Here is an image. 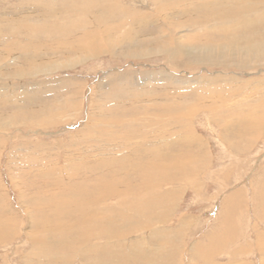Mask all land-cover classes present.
<instances>
[{
    "label": "bare ground",
    "instance_id": "bare-ground-1",
    "mask_svg": "<svg viewBox=\"0 0 264 264\" xmlns=\"http://www.w3.org/2000/svg\"><path fill=\"white\" fill-rule=\"evenodd\" d=\"M124 1L0 0V97L2 94L10 95L4 101L0 99V105L13 107L11 113L0 115V134L11 133L12 127H16L20 134L22 127L26 131L30 128H47L76 118L80 108L75 98L77 95L68 94L70 97H65L66 101L60 105L42 107L37 102L35 107L28 106L35 101L33 96H38L36 94L39 93L40 85L35 80L41 77L50 78L49 75L53 77L57 72H67L88 61L115 55L130 60L163 57L169 67L175 68L173 72L166 68L160 72H133L128 77L125 75L127 78L117 76L115 85L124 91L135 90L134 95H128L131 101L121 104L112 97L115 91L111 90V82L104 83L106 78L98 81L104 92H98L99 98L91 106L78 132L80 142L74 144L72 154L69 152L71 155L65 157V165L59 168V160L54 161L53 158L38 161L44 177H57L56 181L43 182L42 188L47 189L49 197L21 194V199L29 206L44 205L49 210L63 208L64 211L54 210V215L61 221L69 219L65 215L77 214L73 218L75 222L69 225L63 220L58 225H54V222L49 225V215L45 216L46 221L35 220L34 217L33 229L30 227L32 234L28 236L34 251L27 255L24 263L175 264L174 245L181 240L172 239V236H182H179V232L167 233V227L163 226L164 219L168 218L171 208L181 198L182 195H178L182 194L184 188L191 186L200 189L197 178L214 162L206 153L204 156L198 154L203 142L196 129H192V123L199 122V113L203 112L206 121L211 120L213 125L221 129L223 133L218 136L219 143L226 142L228 148L239 154L247 151V148L239 147L238 144H242L240 141L244 142L248 137H252L249 140L252 143L258 142L256 139H264V94L251 97L253 100L242 94L250 86V92H263L264 88L255 89L258 84H263V78L255 80L256 84L253 85V79L247 80L245 84L241 80L242 76L236 77L237 73L264 67V0ZM136 4L153 7V11L142 13L143 6L139 9ZM146 29L158 33L151 35L150 31L145 32ZM155 40H160L157 42L160 44L154 45ZM189 40H192L191 43ZM194 66L206 70L218 68L221 73L218 71L220 76L207 79L179 73L180 68H197ZM230 71H236V75H230ZM157 76L180 85L177 87L181 94L194 92L200 99L192 102L177 100L176 96L172 102L157 99L150 89L157 81ZM247 78L250 77L247 75ZM12 80H26L27 83L16 87ZM224 82L227 84H222ZM62 84L67 86L69 82H60L58 87L61 88ZM19 90L21 96L14 100ZM162 90L164 93L161 96L164 95V98L167 95L165 92H173ZM202 91L211 95L212 99L202 95ZM240 96L243 98L236 100ZM233 100L236 103H232ZM69 111L74 114L65 117ZM22 130L24 132L25 129ZM176 142L183 146L182 150L186 153L179 157L169 156ZM197 144H200L199 152H191V149L197 150ZM22 145L19 142L15 146L11 145L14 148L9 150L7 168L15 160L13 166L21 169L17 163L18 155L14 154L23 151ZM38 146L41 147L40 144ZM244 146L247 147L246 144ZM131 160L140 173L137 187L127 186L128 182L122 176H115L114 184L109 187L102 185L107 172L99 176V180L92 177L106 169L122 175L128 162L132 166ZM74 173L85 175L86 185L78 181L79 175L74 180ZM33 183H30L33 185L30 188L35 190ZM88 183L96 185V188H88ZM1 201L0 215L6 219L7 214L13 212ZM260 216L264 220V212ZM3 219L0 221V244L11 240L17 231L10 230V220L5 222ZM143 231H146L147 237L141 236ZM137 234L140 236L137 237ZM158 237L161 238L159 241ZM213 239L203 248L193 245L198 250L199 259L212 261L208 264H215L211 255L207 256L209 252L206 250V247L213 249L217 244L213 243Z\"/></svg>",
    "mask_w": 264,
    "mask_h": 264
},
{
    "label": "rangeland",
    "instance_id": "rangeland-1",
    "mask_svg": "<svg viewBox=\"0 0 264 264\" xmlns=\"http://www.w3.org/2000/svg\"><path fill=\"white\" fill-rule=\"evenodd\" d=\"M130 1H133V0H129V1L125 0L124 2L130 3ZM142 1L143 0H141V2ZM136 7L139 9L140 7H142L141 8L143 10L142 13H150L151 11H153V7H147L143 4H136ZM149 31L150 29L145 30V32H149ZM157 33L158 32H153V30L150 31L151 35H155ZM183 34L185 35L186 33H183ZM155 41L156 42L154 45L160 44V43H157L160 40H155ZM191 41L192 40H189L188 42L191 43ZM111 58L115 59L116 61L114 60L115 61L114 62ZM111 58L108 56H105L100 59H96L94 61H88L89 63L88 62L85 63L87 65L83 64L80 67H77L75 69H69L67 70V72L66 71L59 72V73L57 72L53 75V77L52 75H49L51 76L50 78L48 76H45L37 80L34 79L35 83L38 86L40 85L38 89L39 93L36 94L38 96H33L35 101L30 102L28 106L35 107L38 105L37 102H39V106H42V107H45V106L50 107L51 105H60L61 103L66 101L65 100L66 98L77 95V97L75 98L78 101L81 109L78 107V111L76 113L75 119H72V121L66 120L63 123H59L57 125L47 126L48 129L46 127H42L38 129L30 128L28 131H26L27 129L22 127V129H25V130L23 132V130L21 129L20 134L17 131L16 127H12L10 129L11 133L9 132L6 134V132H1L0 134V199L3 201V203L5 202V204L8 205V207L12 209V212L14 214L13 213L7 214L8 217H6V219L4 218V216L0 215V218H1L0 221H2L3 218L5 222L6 221L8 222V220H10L8 223L10 230H14V231L17 230V231H16V234H14V237L11 238V240L9 239L6 242L0 244V264H27V263H24L26 262L25 258L30 252L34 251V247L32 244H30L31 240L28 237L30 234H32L31 231L34 226V217H35V220L46 221L47 219L45 218V216L47 217L49 215L48 216L50 218L48 220L50 223L49 225H51V223L53 222H54V225H58L57 223H60L63 220H64L63 222H66V224L68 223L69 225L71 224V222H75L74 219L76 218L77 214H74V215L72 214L71 216L65 215L69 219L64 218L61 221L59 218H57L54 215L55 214L54 210L61 211L62 209L64 211L63 208L58 207V209L52 208V210H49V209H46L44 205L40 206V205L34 204V205L29 206L28 204H25L24 203L25 201L21 199V194L23 193L26 195L28 193L30 194L29 197H32L31 196L32 194L33 195L35 194V196L38 194V195L49 197V193L47 189L44 187L42 188L43 182H49L48 180L56 181L57 177H53V178L44 177V174L42 173L41 165L40 163L38 164V161H41L42 159L46 161L49 158H53L54 161L59 160L60 162L58 166L59 168H62L65 165L67 155H69L70 153L72 154L73 145L74 144L78 145L80 142V139L78 138L79 137L78 132L81 131L84 125L83 122L88 116L87 114L90 112L91 106L99 98L100 92L102 91L104 92V90L101 91V87H100L101 85L99 82L103 81L104 78H106V80H104V83L111 82L110 84L113 85L111 87V90L114 89L115 91L113 92L112 97L115 99L116 102L121 104L123 103V101H126V102L129 100L131 101L129 96L134 95L135 90H125L124 91L119 85H115V83L118 82V81H115V80H118L117 76L119 77L124 76V78H127L128 76L132 75L133 72H140V73L141 72L142 73L154 72V71L160 72L166 68H168L166 70L173 72V69H175V68L169 67L168 64H166L167 63L166 59L163 57H151L148 59L143 58V60H130V59H127V57L125 56L115 55V56H111ZM132 63L135 65H133ZM194 67H197V66H194ZM176 70H177V67H176ZM179 70H181L179 73H181L182 75H187L190 77L196 76L198 78L201 76L207 79V78H214L215 76H220L218 74V71H219L218 68H211V69L207 68L206 70V68L204 67L202 68L197 67V68H192V69H187V70L180 68ZM230 72H231L230 75H232L233 73L234 74L232 76L236 75L235 73L236 71H230ZM219 73L221 72L219 71ZM252 73H254L255 75ZM109 75L111 76V79H109L110 77ZM112 75H113V78H112ZM114 75H116V78ZM125 75H127V77ZM247 75L250 78H247ZM236 77L241 78V80L243 79L245 81V84L248 83L247 80L253 79L254 81L251 80L254 83L253 85L256 84L255 80L257 79L259 80V78L262 77L263 84L261 83L258 84L255 87V89L260 90L264 88V67L256 69V70L253 69L247 73L246 72L245 73L242 72L239 74L237 73ZM69 78L70 79L73 78L71 81H75V82H73L72 84L71 81H69L70 80ZM62 79L63 80L65 79V80L63 81ZM156 80L157 81L155 82V84L150 87V89L152 88L151 94L152 95L156 94L154 96L157 99H161V101L167 100L168 102H172L175 96L177 100L185 99L188 102L190 101L192 102V101H196V99L197 100L200 99V97L199 98L197 97L198 95L195 96L196 93L194 92H184V94H181V92L178 91L179 90L178 87L180 85L173 84L172 81L170 80H169L170 82L169 81L167 82L165 78L163 80L161 76H157ZM67 81L69 82L67 86L62 84L65 87L64 86L62 87L61 85V88H59L60 82L63 83ZM163 81H165V83H163ZM12 82H13V85H16V87H19V85L21 87L23 84L27 83L26 80L25 81L23 80L13 81L12 80ZM222 84L226 85L227 82H224ZM68 85L70 87H68ZM69 88L72 90L70 91ZM162 89L172 90L173 92H165L167 93V95L164 98V95L161 96L162 95L161 93H164ZM250 91H251V86L249 87V89H245L242 91V94L249 96L250 100H253V98H256V95L264 94V91L263 92H254V91L250 92ZM175 92H180V93L176 94ZM203 92L204 91H202V95L205 94ZM19 93L18 91H16L15 94L18 97H16V99L14 100L19 99V97L21 96L20 90H19ZM125 93L127 94L125 95ZM205 95L208 99L211 96V95L210 96L207 95V93ZM9 96H4V94H2L0 99L4 101L5 99H8ZM122 97L124 98L123 100H122ZM242 98L243 97L240 96L236 100H241ZM236 100H233L232 103L233 102L236 103ZM11 108L13 107L4 106L3 104H1L0 105V115H7L11 113ZM73 114H71V112L69 111L68 114L65 115V117L72 116ZM199 117H198L199 122L192 123V129L194 131L196 129V131L198 132V136L202 137L203 143H202V146H200V144H197L198 145L197 150L191 149L192 150L191 152L194 151L195 153H198L199 152L198 148L200 146L201 150L198 154H201L204 156V153H206V155H208L209 158L214 160V162L212 163V165L210 164V167L207 170H203L200 176L197 178V182L200 185V189L199 187L193 189V187L191 186L184 188V191L182 192V194L178 195L179 197L182 195L181 198H178V202L174 205L173 208H171L172 211L169 213L170 216L168 214V218L164 219L165 223L163 224L165 225L163 226L167 227L168 229L167 233H171L170 231L179 232V236H182V237L172 236V239L181 240L180 243H177V245L176 244L174 245L175 261L174 259L173 261L175 264L176 263L178 264L212 263V261L208 259L202 260L201 257L199 259L197 255L198 253L197 248H203L207 246V244H210L212 242L211 241L212 238H214L213 243L215 244L217 243L215 247L213 249L206 247L207 252H209L207 256L209 257L211 255L210 258L213 259V263L215 264H243V263L244 264L246 263L247 264H264V220L260 216V214L264 212L263 210L264 208V139L263 140L256 139L258 142L254 141V143H252L249 141V140H252V137L251 138L248 137L244 142L240 141L242 144H238L239 147L247 148V151L239 154L236 151H233L232 149L228 148L229 145L226 142L225 144L219 143L220 141H219L218 136L223 132L220 131L221 129H219L217 125L216 126L213 125L211 120L206 121L205 119L206 117L203 116V112L199 113ZM209 122L211 124H209ZM19 135L21 139H18ZM18 142L20 144H23L22 146L24 149H27V150L23 149V151L19 150L17 151V153L19 152L18 154L17 153L14 154V156L18 155L17 163L20 164L19 168L21 169H18L17 167L13 166L16 163L15 160L10 165V168H7L8 159L10 157L9 150L13 149L15 144ZM38 143L41 145V147L38 146L39 145ZM12 144L14 146H11ZM175 144H177V142ZM245 144L247 147L244 146ZM250 144L252 145L250 146ZM67 145H68V148H67ZM28 148H30V150ZM50 148H51V151H49ZM182 149H183V146L181 144H177L174 148H172L169 156L172 155L173 157H179L180 155L185 154L186 152ZM206 149H209V150H206ZM236 155H239V156H236ZM24 156L26 157L23 163ZM13 158L15 159V157ZM131 162H132V166H130L129 165L130 162H128L126 168H124L122 172L120 171L122 175L117 174L119 173L117 171L112 172L113 173L112 174L111 171L106 169V170L98 171L97 173H95L96 175L93 174L92 177L95 179H98L99 176L105 175V174L103 175L104 172H107L106 173L107 178L105 177L106 180L103 181L102 185H107V187H109L110 184L112 183L114 184L115 179H116L115 176H119V177L122 176L121 178L125 179L128 182L127 186L134 185V187H137L136 185L138 184V180H139L138 178H139L140 173L138 172L137 170L138 168L135 166L134 161L131 160ZM91 163L93 164V162ZM21 165H23V167ZM25 165H28V166L26 167ZM78 175L80 178L82 176L83 177L80 179L78 178ZM97 175L98 177L96 178L95 176ZM73 176L76 177V178L73 177L74 180L75 179L77 180L78 178L79 182L80 180L82 181V185H86L87 182H86L85 175L80 176V174L74 173ZM103 179L104 178L102 177V180ZM33 181L35 182V185H36V186L34 185L35 190L30 188V186L33 187V185H31V184H34ZM40 186L42 190L41 188H37ZM88 186H90L88 188L92 189L91 187L94 188L96 185L88 183ZM26 189H29V191H27ZM109 203L111 204V202ZM113 203H115L114 200H113ZM14 215H15V218H14ZM11 219H13V221ZM79 220H81V217ZM222 221H224L225 223ZM220 224H221V227H219ZM178 227L179 229H177ZM182 231L184 233H182ZM145 233L146 231H143L141 233V236L147 237V234ZM214 233H216V235ZM138 236H140V234H137V237ZM257 238L260 240H258ZM159 239L161 238L158 237L157 241H159ZM193 245L196 246L197 248L194 247ZM36 247L38 248V246ZM213 253L214 254L216 253V254L214 255ZM176 260L178 261L176 262ZM215 260L217 263L215 262ZM71 264H76V262H72Z\"/></svg>",
    "mask_w": 264,
    "mask_h": 264
}]
</instances>
